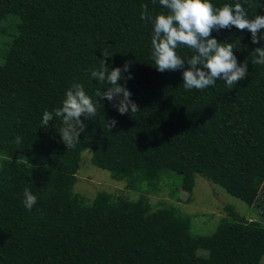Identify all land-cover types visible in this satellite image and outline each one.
<instances>
[{
	"label": "trees",
	"instance_id": "trees-1",
	"mask_svg": "<svg viewBox=\"0 0 264 264\" xmlns=\"http://www.w3.org/2000/svg\"><path fill=\"white\" fill-rule=\"evenodd\" d=\"M210 2L240 3L249 18L264 15V0ZM144 7L153 16L166 11L159 0H0V21L18 19L0 47V264H259L264 225L230 205L211 233L194 235L189 217L171 206L150 210L143 198L104 191L86 203L72 192L85 149L93 166L146 193L160 182L190 193L200 175L249 206L264 184V64L253 65L251 54L264 40L252 44L251 33L234 26L213 30L218 42L235 45L247 76L232 88L217 80L185 90L183 69L155 67ZM101 59L109 71L130 64L133 78L122 72L118 83L140 111L121 115L97 95L107 91L91 75ZM73 84L83 85L97 111L81 117L87 127L67 149L54 113ZM45 111L53 113L48 127ZM111 119L117 124L110 129ZM25 189L37 197L31 210L23 205Z\"/></svg>",
	"mask_w": 264,
	"mask_h": 264
},
{
	"label": "clouds",
	"instance_id": "clouds-1",
	"mask_svg": "<svg viewBox=\"0 0 264 264\" xmlns=\"http://www.w3.org/2000/svg\"><path fill=\"white\" fill-rule=\"evenodd\" d=\"M159 4L166 10L155 16L149 14L147 7L141 12V19L153 24L151 38L152 52L155 67L160 72L183 69V87L185 90H203L213 87L217 80L224 81L232 88L242 78L247 76V63L239 64L234 55L233 43L218 42L211 36L213 30L231 29L233 26L239 30L251 33L252 44L264 40V35H258L264 30V15H255L249 18L245 8L240 4H224L214 7L210 0H159ZM181 46L192 50L193 54L182 58L177 54ZM252 64H264V47H257L252 51ZM103 57H109L104 54ZM185 61L189 67L185 68ZM130 64L126 62L122 67L112 68L110 71L104 59H101L99 71H93L92 77L100 82H106L107 91L97 92L100 97L112 102L121 115L140 111L138 105L130 99L131 92L118 81L123 79L122 72H129ZM129 72L127 79H132ZM96 106L92 99L86 95L83 85L73 84L66 92L62 107L55 110L56 117H62L64 127L59 131L61 142L67 149L74 148L80 141L79 136L87 127L82 122L95 116ZM53 120V113L45 111L42 125L49 126ZM117 121L109 120L110 129L115 127ZM15 143H21L16 137ZM23 205L31 210L37 203V197L29 189L24 190Z\"/></svg>",
	"mask_w": 264,
	"mask_h": 264
},
{
	"label": "rangeland",
	"instance_id": "rangeland-1",
	"mask_svg": "<svg viewBox=\"0 0 264 264\" xmlns=\"http://www.w3.org/2000/svg\"><path fill=\"white\" fill-rule=\"evenodd\" d=\"M17 21L15 15L0 21V47L1 43L15 34L14 27ZM89 158L90 149L83 150L72 186V192L78 194L86 203L95 193L104 191L128 200L143 198L149 203L150 210L171 206L177 214L189 217L190 231L194 235L209 234L223 219L228 218L226 205H230L244 219L255 220L264 225V184L256 202L249 206L200 175L195 176L190 193L182 190L169 191V187L163 182L159 183V189L156 192L146 193L141 189H127L124 181L112 179L106 170L93 166ZM196 254L205 256L207 252L198 249ZM259 264H264V255L261 256Z\"/></svg>",
	"mask_w": 264,
	"mask_h": 264
}]
</instances>
